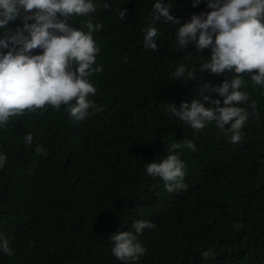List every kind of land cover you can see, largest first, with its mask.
<instances>
[{
	"label": "trees",
	"instance_id": "1",
	"mask_svg": "<svg viewBox=\"0 0 264 264\" xmlns=\"http://www.w3.org/2000/svg\"><path fill=\"white\" fill-rule=\"evenodd\" d=\"M170 2L182 22L210 11L207 0L195 7L191 0ZM95 3V12L69 23L79 28L91 19L103 25L93 37L100 48L96 64L105 72L90 77L96 88L91 99L103 111L77 121L63 106L46 105L10 117L0 128V151L6 154L0 234L13 250L11 256L0 253V264H123L111 254L108 237L136 219L153 227L139 235L146 252L134 264H264V89L241 74L249 94L242 106L250 116L238 142L214 122L191 129L165 106L190 101L202 83L215 86L233 74L205 71L195 81H175L178 64L198 65L210 49L183 52L175 28L163 21L157 22V49L144 48L141 30L153 0ZM18 26L20 19L7 27ZM28 132L32 145L23 142ZM184 139L196 146L174 150L185 162V187L168 192L144 165ZM36 145L47 155L36 153Z\"/></svg>",
	"mask_w": 264,
	"mask_h": 264
},
{
	"label": "clouds",
	"instance_id": "2",
	"mask_svg": "<svg viewBox=\"0 0 264 264\" xmlns=\"http://www.w3.org/2000/svg\"><path fill=\"white\" fill-rule=\"evenodd\" d=\"M191 3L195 7L201 0ZM172 7L170 0H153L141 30L143 47L157 49V22H170L175 28V43L183 52L210 49L198 65L178 64L172 73L175 81H195L197 73L205 71L233 75L215 86L202 83L195 91L196 98L182 101L179 106L170 102L165 111L196 131L214 122L233 143L238 142L250 116L242 106L249 94L243 90L246 82L241 74L246 73L254 85L264 89V0H207L210 11L193 13L184 22L171 12ZM95 10V0H0V128L10 117L46 105L57 110L63 106L69 117L77 121L103 111V106L91 99L96 88L90 80L93 73L101 76L105 72L104 66L96 64L100 48L93 37L103 25L91 19L79 28L69 23L74 17H85ZM118 15L124 19L126 9ZM17 19L22 26L9 29V23ZM36 49L40 51L34 54ZM100 78L97 79L101 81ZM111 87L121 92L116 82H111ZM213 93L218 97L214 98ZM249 107L254 112L255 101ZM23 142L32 145L33 134L26 133ZM182 148L194 151L196 146L191 139L174 142L163 158L144 165L146 175L162 180L168 192L185 187V162L179 151H174ZM35 152L47 155L42 145H36ZM5 163L6 154L0 151V168ZM152 227V222L136 219L127 230L111 233V254L123 264L139 261L146 249L138 237ZM234 227L239 228L240 224ZM0 253L13 254L3 234ZM201 255L207 259L210 253Z\"/></svg>",
	"mask_w": 264,
	"mask_h": 264
}]
</instances>
